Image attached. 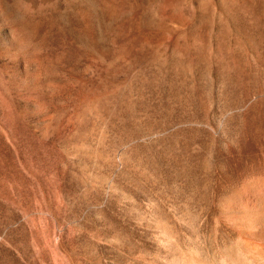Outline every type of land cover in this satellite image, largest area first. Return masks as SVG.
Returning a JSON list of instances; mask_svg holds the SVG:
<instances>
[{
	"label": "rangeland",
	"instance_id": "374dc122",
	"mask_svg": "<svg viewBox=\"0 0 264 264\" xmlns=\"http://www.w3.org/2000/svg\"><path fill=\"white\" fill-rule=\"evenodd\" d=\"M257 255L264 0H0V264Z\"/></svg>",
	"mask_w": 264,
	"mask_h": 264
},
{
	"label": "bare ground",
	"instance_id": "6f19581e",
	"mask_svg": "<svg viewBox=\"0 0 264 264\" xmlns=\"http://www.w3.org/2000/svg\"><path fill=\"white\" fill-rule=\"evenodd\" d=\"M258 256V258H259V260L257 261L259 264H264V257H262V256H259V255H257ZM254 259H255V257H254ZM184 264H194V263H189V262H187V261H185L184 260Z\"/></svg>",
	"mask_w": 264,
	"mask_h": 264
}]
</instances>
